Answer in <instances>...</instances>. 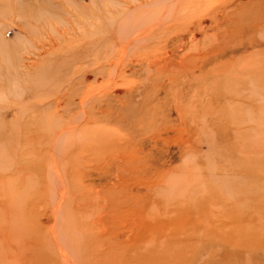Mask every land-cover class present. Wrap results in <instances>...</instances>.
Instances as JSON below:
<instances>
[{
  "label": "rangeland",
  "instance_id": "374dc122",
  "mask_svg": "<svg viewBox=\"0 0 264 264\" xmlns=\"http://www.w3.org/2000/svg\"><path fill=\"white\" fill-rule=\"evenodd\" d=\"M137 258L264 264V0H0V264Z\"/></svg>",
  "mask_w": 264,
  "mask_h": 264
},
{
  "label": "bare ground",
  "instance_id": "6f19581e",
  "mask_svg": "<svg viewBox=\"0 0 264 264\" xmlns=\"http://www.w3.org/2000/svg\"><path fill=\"white\" fill-rule=\"evenodd\" d=\"M60 184V183H59ZM58 187V186H57ZM57 190V189H56ZM82 243V242H81ZM81 246V245H80ZM83 246V245H82ZM82 246L80 247V248H82ZM111 248V247H110ZM84 249V248H83ZM153 253V252H152ZM151 253V254H152ZM154 254V253H153ZM137 259H139L138 261L136 260V259H133L134 261H136L135 263H132V264H144L143 262H142V260L140 259V258H137ZM82 262V261H81ZM80 261H79V263H81ZM149 263H151L150 261L148 262V264ZM152 264V263H151Z\"/></svg>",
  "mask_w": 264,
  "mask_h": 264
}]
</instances>
